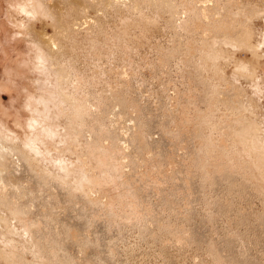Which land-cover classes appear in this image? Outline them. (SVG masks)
Here are the masks:
<instances>
[{"label":"rangeland","instance_id":"1","mask_svg":"<svg viewBox=\"0 0 264 264\" xmlns=\"http://www.w3.org/2000/svg\"><path fill=\"white\" fill-rule=\"evenodd\" d=\"M20 1L30 0H0V145L12 152L7 165H0L6 195L0 200V264H53L56 258L54 264H264V0L205 2L207 17L195 28L183 22L187 0H138L137 8L127 12L124 7L133 0L113 8L108 0H77V11H64L70 0H42L40 8L33 1L21 11ZM46 6L52 14L44 11ZM137 12L148 17L143 32L134 22ZM123 16L132 22L123 35L124 40L131 37L125 51L117 47L122 40L111 46L105 39L122 26ZM76 17L77 32L93 37L95 52H76L65 34L59 35L65 20ZM34 34L56 38L77 69L78 89L88 94L84 105L92 110L81 113L84 106H78L77 136L73 102L42 99L57 97L56 72L48 59L43 68L36 67ZM211 37L217 41L209 46ZM240 60L250 65L247 71L236 68ZM122 68L130 74L120 77ZM95 71L101 77L89 86L86 77ZM104 80L126 93L127 100L119 94L115 102ZM96 90L103 95L100 102L93 99ZM96 115L110 128L104 142L127 143H121L128 152L121 168L129 182L119 188L117 180L115 192L125 193L119 198L130 204L123 199L114 204L115 217L108 207L118 197L110 202L101 185L89 190L79 185L89 172L78 158L86 157L98 173L81 146L98 135ZM219 152L226 163L222 171L214 168ZM150 168L157 179L147 180ZM7 199L11 204L4 203ZM123 202L137 206L141 216L122 219ZM15 207L21 217H12Z\"/></svg>","mask_w":264,"mask_h":264},{"label":"bare ground","instance_id":"2","mask_svg":"<svg viewBox=\"0 0 264 264\" xmlns=\"http://www.w3.org/2000/svg\"><path fill=\"white\" fill-rule=\"evenodd\" d=\"M35 2L36 3V6L37 7H43V1L42 0H30V1H20L19 3H17V6L19 7V9L21 10V11H26V5L27 4H29V3H32V2ZM63 1V0H62ZM67 1H69V0H67ZM109 1V3L111 4V7L113 8V6L112 5H117V4H119L120 2H122V1H124V0H108ZM137 1L138 0H133V2H131V4L130 5H127V6H125L124 7V9H126V12L127 11H130V9L132 8H137ZM164 1H167V0H162V2H164ZM182 1V0H181ZM183 1H185V0H183ZM182 1V2H183ZM187 1H189V0H187ZM185 2V3H187V4H185V5H183V7L182 8H184L183 10L185 11L184 13H186V11H187V19L186 20H184L183 22L185 23V26L187 25V24H189V23H192L193 25H194V28L196 27V26H199V23L201 22L200 20H201V17L202 18H205V17H207V13H206V8H205V2H208V1H210V0H198L200 3H202L201 4V7L200 6H197L195 3H196V1H193V0H190L189 2ZM59 2H61L60 0H59ZM149 2V1H148ZM58 3V2H57ZM63 3V2H62ZM65 3V2H64ZM77 3V0H70V2H68L67 4H68V6H69V8H68V10H64V11H77V6H73V4H76ZM123 3V2H122ZM157 4V3H156ZM168 5V2L167 3H164V6H167ZM59 5H60V3H59ZM163 5V4H162ZM61 6H63V5H61ZM57 7H60V6H57ZM131 7V8H130ZM64 8V7H63ZM49 9H51V7L49 8ZM131 9V10H132ZM170 9V8H169ZM61 11L63 10V9H60ZM116 10V9H115ZM44 11L46 12V13H50V10L48 11V7L46 6L45 8H44ZM175 11V10H174ZM126 12H124V13H126ZM67 13V12H66ZM139 13V16H138V18L136 19V17H135V19L136 20H134V22L136 23V26H137V24H139L138 26H141V27H137V29H142V32L143 31H145V28H147V26L144 28V26L146 25V23L148 24L149 23V21H148V17H145V16H143L142 14H140V12H137V14ZM34 14H35V16H36V11H34L33 13H32V17H34ZM50 14H52V13H50ZM68 14V13H67ZM130 14V13H129ZM132 14H135V13H132ZM63 16H65L66 17V15H64L63 14ZM120 16H121V14H120ZM137 16V15H136ZM67 17H69V16H67ZM132 17V16H131ZM127 17H122V19L120 20V23H121V27L120 28H118L117 29V31H115L114 33H113V35H106L105 34V39H106V45L107 44H109V45H113V43L115 44L116 42L118 43V41H120V40H122L121 41V43L119 44L118 43V45H117V47L120 49H125V46L127 45V42H126V40H128L129 39V37H130V35H129V37H127L126 38V40H124V36H125V31H126V29L128 28L127 26L129 25H131V21H128L129 20V18L130 17H128V20L126 19ZM133 18V17H132ZM143 18H145V20H143ZM61 19V18H60ZM86 17L84 18V20L86 21ZM131 19V18H130ZM152 19V18H151ZM178 19V18H177ZM64 20V19H63ZM83 21V20H82ZM140 21V22H139ZM148 21V22H147ZM153 21V20H152ZM62 22V21H61ZM182 22V21H181ZM134 23V24H135ZM145 23V24H144ZM202 23V22H201ZM200 23V24H201ZM80 23L77 21V17L76 18H73V20L71 19V21H68V18H67V20H65V22H64V24L62 25V26H60V28H61V32H59V35H60V33H63V34H61V35H64L65 34V37H66V41H68V43H69V45L71 46V49H74L76 52H77V50L80 52L81 50H85L86 52L87 51H92V52H95V49H96V44L94 43V40H93V37L91 36V35H88V33L87 34H84V35H80V33L79 32H77V29H78V25H79ZM132 25L133 27L135 26V25ZM22 25V23H20L19 24V26H21ZM58 26V25H57ZM135 26V27H136ZM189 26V25H188ZM127 27V28H126ZM180 27V26H179ZM184 27V26H183ZM193 27V26H192ZM59 28V27H58ZM59 28V29H60ZM126 28V29H125ZM184 28H186V27H184ZM58 29V30H59ZM130 29V28H129ZM131 29H133V28H131ZM135 30H136V28H134ZM144 29V30H143ZM187 29V28H186ZM128 30V29H127ZM134 30V31H135ZM182 30H183V28H182ZM131 32L133 31V30H130ZM187 31V30H186ZM220 31V30H219ZM138 32H140V31H138ZM137 32V33H138ZM142 32H140V33H142ZM188 32V31H187ZM202 32V31H201ZM200 32V33H201ZM29 33V32H28ZM128 33H130V32H128ZM33 34V33H32ZM207 35L209 34V32L208 33H206ZM57 35V34H56ZM124 35V36H123ZM127 35V34H126ZM142 34H140V38H142L143 36H141ZM205 35V34H204ZM32 36V35H31ZM34 36H36L35 34H34ZM134 36V35H133ZM192 36V35H191ZM39 37L40 38H38V36H36L34 39H30V42L33 44V47H34V49H35V60H36V67L37 68H43V66L45 65V59H48V61L50 60V63L51 64H54L52 67L55 69V72H56V79H55V81H56V86H57V88H56V94H57V97L56 96H53V97H51V99L47 96V97H45V96H43L42 97V99L43 100H46V99H48V100H52V101H55V100H57L58 102H73V104H74V107H75V118H74V120L71 122V124H72V127H73V129H74V131H75V133H76V136H77V134L79 133V130H77V126L79 127L80 125H81V123L80 122H77V110H78V106H80V107H82V106H84V107H82L81 108V113H85V112H87V111H89V110H92V108H91V105L89 106H87V105H84V103H86L87 102V100H88V98L86 99V97H87V95L88 94H82V92H84V93H86L85 91H83L82 90V92H81V90L80 89H78V88H81V86H82V83H78L77 84V69L75 68V66H74V64H73V61H72V58H71V56H65V53L61 50V48H60V46H58L57 44L59 43V42H57V40H56V38L55 37H53V36H51V35H48V36H46V35H43L42 36V34L41 35H39ZM62 37V36H61ZM126 37V36H125ZM135 37V36H134ZM193 37V36H192ZM58 38V37H57ZM63 38V37H62ZM131 38V37H130ZM137 38V37H136ZM212 38V37H211ZM214 38V37H213ZM212 38V40H211V42L210 41H208L209 43V46H210V43L211 44H213V43H215L214 41H217V39H213ZM64 40H65V38H63ZM189 39V38H188ZM61 40V39H60ZM59 40V41H60ZM63 41V40H62ZM65 41V42H66ZM129 41V40H128ZM189 41V40H188ZM126 42V43H125ZM191 42V41H190ZM197 42V41H196ZM205 42V41H204ZM204 42H203V44H204ZM139 43V42H138ZM188 43V42H187ZM63 44V43H62ZM64 44H66V43H64ZM63 44V45H64ZM195 44V43H194ZM193 44V45H194ZM68 45V44H67ZM66 45V46H67ZM111 45V46H112ZM70 46H68V47H70ZM111 46H109V47H111ZM213 46V45H212ZM63 47V46H62ZM107 47V46H106ZM115 47H116V45H115ZM130 46L128 45V47H126L127 49L129 48ZM67 48V47H66ZM117 48V49H118ZM201 48H203V47H201ZM57 49V50H56ZM70 49V50H71ZM127 49H125V50H127ZM209 49V48H208ZM108 50H109V48H108ZM111 50V49H110ZM124 50V51H125ZM212 50H210L209 52L210 53H208V57H210V59L212 60L213 58H212V56L214 57V55H213V51L211 52ZM109 52V51H108ZM122 52V51H121ZM202 52V51H201ZM59 55H58V54ZM77 54V53H76ZM157 56V55H156ZM159 57V56H158ZM158 57H156V58H158ZM160 58V57H159ZM216 58V57H215ZM214 60V59H213ZM158 61V60H157ZM6 63V62H5ZM4 63V64H5ZM165 63V62H164ZM202 63V62H201ZM210 65H211V63H210ZM213 65V64H212ZM5 66V65H4ZM249 66L250 65H248L247 63H245V62H243L242 60H240V61H237L236 62V68H238V69H241L242 71H247L248 69H249ZM9 67V66H8ZM7 67V68H8ZM11 67V66H10ZM92 67H93V69H95V66L94 65H92ZM213 67V66H212ZM111 68V67H110ZM129 68H130V66H129ZM135 68H137V66L135 67ZM205 68V67H204ZM14 69V68H13ZM104 69H106V68H104ZM112 69H114V68H112ZM123 69V68H122ZM206 69V68H205ZM7 70V69H6ZM9 70V69H8ZM69 70H73L74 71V73H73V71H72V74H74V75H72V77H73V80L71 79V78H69V76L68 75H70V74H68L69 73ZM126 71V68L125 69H123V70H121L120 72H121V74H119L120 75V77L121 76H124V75H126L125 73V71ZM130 71H131V68L129 69ZM135 70V69H134ZM139 70V69H138ZM67 71V72H66ZM91 71H92V69H91ZM105 71V70H104ZM137 71V70H136ZM135 71V74L137 73ZM9 72H10V70H9ZM94 72V71H93ZM101 71H95V73H93L92 75H91V72L89 73L91 76L90 77H86V78H88V79H86L85 80V82L86 83H88V84H90L89 86H91V85H93V83H94V85H96L95 83L96 82H98L97 81V79H99L100 77H101V73H100ZM109 72H111V70L109 71ZM128 72V71H127ZM132 72V71H131ZM107 73V72H106ZM129 73V72H128ZM133 73V72H132ZM105 75V73H103V71H102V75ZM130 74V73H129ZM129 74H127V75H129ZM126 75V76H127ZM70 77H71V75H70ZM99 77V78H98ZM103 77H105V76H103ZM125 77V76H124ZM110 78V77H109ZM105 80L106 79H108L107 78V75H106V78H104ZM103 80V79H102ZM102 80H101V82H102ZM105 80L103 81L104 83V87H105V91L106 92H108L114 99H115V102H118V100H116V99H121L120 98V96H119V94H121L124 98H125V96H126V98H125V100H127V95H125L126 93H124V95H123V93H121L120 91H119V88H117L116 89V87L115 86H113L114 87V89H113V87H112V85H113V83H112V85L111 84H109V82L108 81H106L105 82ZM188 80V79H187ZM198 80H200V79H198ZM203 80V79H202ZM100 81V80H99ZM109 81H110V79H109ZM191 81H193V80H191ZM196 81V80H195ZM204 81V80H203ZM111 82V81H110ZM188 82H190V81H188ZM194 82V81H193ZM115 83H116V81H115ZM186 83V82H185ZM203 83V82H202ZM87 84V85H88ZM97 84H99V83H97ZM199 84V83H198ZM201 84V83H200ZM199 84V85H200ZM184 85V84H183ZM209 85V84H208ZM80 86V87H79ZM98 86V85H97ZM176 86V85H175ZM174 86V87H175ZM181 86V85H180ZM201 86V85H200ZM88 87V86H87ZM94 87V86H93ZM196 87V86H195ZM91 88V87H90ZM96 88V87H95ZM94 88V89H95ZM191 88V87H190ZM202 88V87H201ZM97 89V88H96ZM207 89V88H206ZM238 89V88H237ZM180 90V89H179ZM198 90V89H197ZM200 90V89H199ZM198 90V91H199ZM205 90V89H204ZM235 90V89H234ZM92 91H94V90H92ZM197 91V92H198ZM196 92V91H195ZM202 92V91H201ZM182 93H184V91L182 92ZM189 93V92H188ZM213 93V92H212ZM194 94V93H193ZM216 94V93H215ZM93 95H94V100L95 101H98V102H100L101 100H102V97H103V95L102 94H100L97 90H96V92L95 93H93ZM218 95V94H217ZM185 96V95H184ZM200 96V95H199ZM235 96V95H234ZM236 96H238V95H236ZM190 97V96H189ZM188 97V95H187V99L189 98ZM192 97H194V96H192ZM198 97V96H197ZM232 97V96H231ZM239 97V96H238ZM173 98V97H172ZM174 98H176V97H174ZM203 98V97H202ZM220 98V97H219ZM178 99V98H177ZM176 99V100H177ZM191 99V98H190ZM193 99V98H192ZM197 98L195 97V100H196ZM199 99V98H198ZM229 99V98H228ZM178 101H179V99H178ZM178 101H176V102H178ZM185 101V100H184ZM189 101V100H188ZM187 101V102H188ZM230 101H232V100H230ZM130 102V101H129ZM190 102V101H189ZM192 102H194V101H192ZM203 102V101H202ZM215 102H218V101H215ZM133 107V106H132ZM95 108V107H94ZM96 109V108H95ZM133 109V108H132ZM98 110V109H97ZM135 110V109H134ZM182 110V109H181ZM99 111V110H98ZM132 111V110H131ZM5 113V112H4ZM180 114H181V112H180ZM187 115V114H186ZM79 116H81V114H79ZM117 116V115H116ZM114 117V122H111V124L113 125V124H115V122H116V120H118V118L120 117V116H117V117ZM179 116V115H178ZM183 116V115H182ZM122 117V116H121ZM188 117V116H187ZM187 117H183V119H182V117H181V119L182 120H184V118L186 119ZM179 118V117H178ZM80 118H78V120H79ZM102 118H101V116L100 115H96L95 116V121L96 122H94L95 123V126H97L96 127V131H97V133H98V135H96L93 139H88V140H85L84 141V143L82 142L81 143V146H83V147H85V154H87V158H88V156L89 157H91V158H93L94 160H95V163H96V167H97V172L98 173H94V171H92V169L90 168V165H91V163H87L86 162V157H84V158H78L79 159V163L81 164L82 162V165L83 166H81V167H83V169L86 171V169H88V174L86 175V177L84 178V182H80L79 183V185L81 184V186L82 185H84L85 186V184H86V186L85 187H87V186H89V187H93V186H96V185H101V188H104V189H102L103 191H104V193H106L107 192V195H108V193H109V195L108 196H110L109 197V201L111 200H113L115 197H118L119 198V196H120V194H125V193H119L117 190H116V192H115V188H116V185H118L117 183H118V181L120 180H123V181H119V185H118V187L119 186H121V183L123 184V186L125 185V182H129V180H127V179H125L123 176V171H122V168H121V166H122V163L125 161V159L127 158V153H126V149H127V147L125 146V145H123L124 144V140H121V142H117L116 140H113V142H104V136H105V134L107 133V134H109L110 133V131H109V129L107 128V126H106V124L104 125V123H103V120H101ZM180 119V118H179ZM201 119V118H200ZM199 119V120H200ZM130 120V119H129ZM187 120V119H186ZM32 124V123H31ZM98 124V125H97ZM118 124V123H117ZM2 125V124H1ZM0 125V126H1ZM107 125H110V124H107ZM111 125V126H112ZM3 126V125H2ZM110 126V127H111ZM161 126V125H160ZM4 127V126H3ZM122 127V126H121ZM124 127V126H123ZM122 127V129H125V131H126V126H125V128H123ZM121 129V131H119V132H121V134L122 135H124L126 132H124V130H122ZM119 130H120V127H119ZM129 131H130V129H129ZM177 131V130H176ZM132 132V131H131ZM124 133V134H123ZM135 133V132H134ZM131 134V133H130ZM146 135V134H145ZM142 136V135H141ZM207 136V135H206ZM209 136V135H208ZM143 137H145V136H143ZM207 138V137H206ZM205 138V139H206ZM212 138V137H211ZM220 138V137H219ZM169 139H171V138H169ZM168 139V140H169ZM204 139V140H205ZM209 139V138H208ZM141 140H143V139H141ZM172 140V139H171ZM170 140V141H171ZM174 140V139H173ZM213 139H211V141H212ZM122 141H124V142H122ZM144 141V140H143ZM199 141H200V139H199ZM198 141V142H199ZM209 141V140H208ZM207 141V142H208ZM218 141V140H217ZM200 142H204V141H200ZM77 143V142H76ZM121 143H123V144H121ZM126 143V142H125ZM142 143V142H141ZM206 143V142H205ZM211 144V146L212 145H214L215 143H212V142H210ZM221 143V142H220ZM127 144V143H126ZM137 144V143H136ZM172 144V143H171ZM175 144V143H174ZM199 144H201V143H199ZM218 144V143H217ZM139 145V144H138ZM146 145H147V143H146ZM176 145V144H175ZM197 145H198V143H197ZM222 145V144H221ZM221 145H219V146H221ZM225 145V144H224ZM178 146V145H177ZM211 146H209V147H211ZM142 147V146H141ZM146 147V146H145ZM149 147H151V146H149ZM203 147H205V146H203ZM202 147V148H203ZM208 147V146H207ZM217 147H218V145H217ZM2 148H3V146H1L0 145V165H3L4 163L7 165V160H5V158H8L7 156H9V154H11L12 152H11V150L10 149H4V151L2 150ZM143 148V147H142ZM171 148V147H170ZM132 149V148H131ZM144 149V148H143ZM149 149V148H148ZM151 149V148H150ZM176 148H174V150H175ZM206 149V148H205ZM212 149H213V147H212ZM216 149V148H215ZM218 149V148H217ZM222 148L220 147V150H221ZM226 149V148H225ZM129 150V149H128ZM138 150V149H137ZM141 150V149H140ZM145 150V149H144ZM198 150L200 151V148H198ZM202 150V149H201ZM204 150V149H203ZM202 150V151H203ZM208 150V149H207ZM211 150V149H210ZM142 151V150H141ZM149 151V150H148ZM196 151V150H195ZM199 151H197V152H199ZM212 151V150H211ZM211 151H208V152H210L211 153ZM133 152V151H132ZM131 152V153H132ZM207 152V151H206ZM207 152V153H208ZM212 152H214V151H212ZM224 152H226V151H224ZM134 153H135V151H134ZM217 153H218V150H217ZM216 153V154H217ZM219 153H221V152H219ZM122 155V156H120L119 157V155ZM146 154V153H145ZM214 155V154H212V155H214L215 156V169L217 170H220V171H222V169H224V168H226V166L224 165V164H226L225 163V161H224V155L222 154H218V155ZM228 154V153H227ZM227 154H225V155H227ZM131 155V154H130ZM152 155V154H151ZM150 155V156H151ZM153 155H155L154 153H153ZM152 155V156H153ZM156 155H157V153H156ZM211 155V154H210ZM211 155V156H212ZM229 155V154H228ZM227 155V156H228ZM132 156V155H131ZM130 156V157H131ZM137 156V155H136ZM202 156V155H201ZM200 156V157H201ZM206 156V155H205ZM210 156V157H211ZM233 156V155H232ZM129 157V158H130ZM149 157V156H148ZM147 157V158H148ZM226 157V156H225ZM135 158V157H134ZM150 158V157H149ZM203 158H206V157H203ZM227 158V157H226ZM128 159V158H127ZM126 159V160H127ZM136 159V158H135ZM153 159V158H152ZM170 159V158H169ZM207 159H209V158H207ZM204 160V162L206 161V163H208V160ZM213 159V158H212ZM229 159V158H228ZM233 159V158H232ZM258 159H259V155H258ZM130 160V159H129ZM132 160V159H131ZM137 160V159H136ZM150 161H151V158L149 159ZM154 160H156V159H154ZM153 160V161H154ZM173 160V159H172ZM227 160V159H226ZM5 161V162H4ZM9 161V160H8ZM195 161H197V159L195 160ZM211 161V160H210ZM209 161V162H210ZM230 161V160H229ZM10 162L12 163L13 161H11L10 160ZM134 162H136V161H134ZM133 162V163H134ZM199 162V161H198ZM201 162V161H200ZM228 162V161H227ZM11 163H9V165H11ZM128 163V162H127ZM138 163V162H137ZM140 163H141V161H140ZM158 163V162H157ZM161 163V162H160ZM172 163H173V161H172ZM171 163V164H172ZM196 163V162H195ZM224 163V164H223ZM229 163V162H228ZM258 163H259V160H258ZM90 164V165H89ZM124 164V163H123ZM136 164V163H135ZM166 164V163H165ZM205 164V163H204ZM209 164V163H208ZM223 164V165H222ZM129 165V164H128ZM132 165V164H131ZM134 165V164H133ZM132 165V166H133ZM138 165V164H137ZM137 165H135V166H137ZM149 165V164H148ZM155 165V164H154ZM163 165V164H162ZM202 165H203V163H202ZM206 165V164H205ZM211 165V164H210ZM150 166H151V162H150ZM149 166V167H150ZM156 166V165H155ZM172 166V165H171ZM197 166H198V164H197ZM209 166V165H208ZM143 167H144V165H143ZM153 167V165L151 166V168ZM157 167V166H156ZM161 167V166H160ZM168 167V166H167ZM194 167V166H193ZM203 167V166H202ZM211 167V166H210ZM229 167V166H228ZM137 168H138V166H137ZM146 168H147V166H146ZM145 168V169H146ZM150 168V169H151ZM154 168V167H153ZM158 168V167H157ZM156 168V169H157ZM164 168V167H163ZM196 168V167H195ZM197 168H199V167H197ZM205 168V167H204ZM207 169H208V167H206ZM205 168V169H206ZM212 168V167H211ZM1 167H0V200L3 202V200H5L4 199V197L6 196L5 195V193H2V190L3 189H5V183L3 182V179H2V177H1ZM148 169V168H147ZM150 169H149V171H150ZM160 169H162V168H160ZM159 169V170H160ZM158 170V169H157ZM157 170L155 171V172H157ZM163 171H164V169H162ZM203 170V169H202ZM209 170V169H208ZM212 170V169H211ZM215 170V171H216ZM119 171H120V173H119ZM121 171H122V173H121ZM139 171H140V169H139ZM148 171V170H147ZM152 171H153V169H151V172H149L148 174H151L152 173ZM160 172H161V170H160ZM218 172V171H217ZM154 173V172H153ZM161 173H163V172H161ZM140 174V173H139ZM144 174V173H143ZM253 174V173H252ZM255 174V173H254ZM254 174L252 175V176H254ZM130 175V174H129ZM133 175V174H132ZM155 175V179H157L156 178V174H154ZM153 174H151V175H145V176H148L149 178L147 179L146 177H144V178H146L147 180H150V179H152V176H154ZM256 175V174H255ZM140 176V175H139ZM138 176V177H139ZM144 176V175H143ZM143 176L141 175V180L140 181H142V183L145 181H147V180H145L144 178H143ZM167 176V175H166ZM171 176V175H170ZM130 177V176H129ZM131 178V177H130ZM132 178H135V177H132ZM142 178L144 179V181L142 180ZM154 178V177H153ZM168 178V177H167ZM154 179V180H155ZM170 179V178H169ZM118 180V181H117ZM166 180V179H165ZM260 180V179H259ZM258 180V181H259ZM261 180H263V179H261ZM158 181V180H157ZM164 181V180H163ZM124 182V183H123ZM128 182H127V185L126 186H128ZM131 182H133L132 180L130 181V183ZM149 182V181H148ZM147 182V183H148ZM151 182V181H150ZM262 182V181H261ZM85 183V184H84ZM146 183V184H147ZM156 184H158L157 182H155ZM154 183V181L153 182H151V184H152V186H153V184H155ZM133 184V183H132ZM145 184V183H144ZM149 185H150V183H149ZM129 186H131V185H129ZM133 186V185H132ZM80 187V186H79ZM79 187H77V188H79ZM89 187H87V188H85V189H88L89 190ZM99 187V186H98ZM118 187H117V189H118ZM82 188V187H81ZM80 188V189H81ZM100 188V189H101ZM120 188V187H119ZM124 188H125V186H124ZM127 188V187H126ZM83 189V188H82ZM98 189V188H97ZM128 189H130V187L128 188ZM87 190V191H88ZM127 190V189H126ZM4 191V190H3ZM83 191V190H82ZM86 191V192H87ZM81 192V191H80ZM85 192V191H84ZM83 192V193H84ZM118 192V193H117ZM121 192V191H120ZM128 192V191H127ZM103 193V194H104ZM85 195H87V194H85ZM107 195H106V197H107ZM4 196V197H3ZM84 196V195H83ZM106 197H105V199H106ZM121 197H122V195H121ZM121 197L119 198V201H116V203H113L114 201H112V204H111V206L110 207H108L109 206V203H108V201H107V204H108V208H109V210L108 211H110L111 210V208H112V206L114 205V204H117V202L121 205V200L123 199L124 201H125V199L124 198H122L121 199ZM123 197H125V196H123ZM85 198V197H84ZM125 198H130V196L128 195V197H127V195H126V197ZM121 199V200H120ZM131 199V198H130ZM106 200H108V198L106 199ZM116 200H118V199H116ZM11 201H12V199L11 200H9V199H7L4 203H6V204H11ZM110 201V202H111ZM126 201H127V199H126ZM125 201V202H126ZM129 204H130V200L129 201H127ZM106 204V203H105ZM106 204V205H107ZM124 204H125V206H124ZM118 205V204H117ZM122 205L124 206H122L123 208H122V211H123V213L125 212V214H122V215H124V217L125 218H123L122 216V219H126L127 218V216H128V218L129 219H131L130 217L132 216V219L134 218H138L139 217V215L141 214H139L138 215V213H139V211H136L135 209H134V207H137V206H131L132 208H128V206H127V203H122ZM129 206V207H130ZM106 207V208H107ZM126 207V208H125ZM115 209H117V208H115ZM12 210V209H11ZM115 211V210H114ZM119 211H120V208H119ZM110 212H112V210L110 211ZM108 213V212H107ZM113 213V212H112ZM122 213V212H121ZM120 213V214H121ZM11 214H12V217H14V215L13 214H16L17 215V217H21V211L19 210V208L18 207H15L13 210H12V212H11ZM111 214V213H110ZM115 212L113 213V214H111V215H113V216H111V217H115ZM116 215H118V214H116ZM138 215V216H137ZM119 216V215H118ZM135 216V217H134ZM141 216V215H140ZM119 218V217H118ZM127 218V219H128ZM109 219V218H108ZM112 219H117V217L116 218H112ZM122 219H120V220H122ZM125 221V220H124ZM135 221V220H134ZM112 222H113V220H112ZM129 222V221H128ZM111 223V222H110ZM71 232H73V231H71ZM70 233V232H69ZM73 233H75V232H73ZM71 234V233H70ZM75 236V235H74ZM65 238H67V237H65ZM72 240V239H71ZM71 240H68V241H71ZM66 241V240H65ZM68 243V242H67ZM70 243V242H69ZM74 243H76V242H74ZM77 244V243H76ZM75 244V245H76ZM70 246H71V243H70ZM72 246H74V244H73V241H72ZM71 246V247H72ZM57 259V258H56ZM56 259H55V261H56ZM49 260H50V258H49ZM46 261H47V259H46ZM46 261H43V262H46ZM53 261H54V259H53ZM55 261H54V263H55ZM62 261H63V259H62ZM59 262V261H58ZM40 263V262H39ZM50 263H52V262H50ZM53 263V264H54ZM26 264V263H25ZM29 264V263H28Z\"/></svg>","mask_w":264,"mask_h":264}]
</instances>
